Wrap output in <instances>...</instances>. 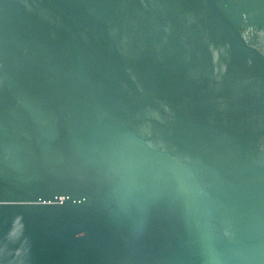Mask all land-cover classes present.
I'll return each instance as SVG.
<instances>
[{
    "label": "water",
    "instance_id": "95a60500",
    "mask_svg": "<svg viewBox=\"0 0 264 264\" xmlns=\"http://www.w3.org/2000/svg\"><path fill=\"white\" fill-rule=\"evenodd\" d=\"M129 157L264 236V0H0V264H193L167 184L113 213Z\"/></svg>",
    "mask_w": 264,
    "mask_h": 264
},
{
    "label": "clouds",
    "instance_id": "9594fccd",
    "mask_svg": "<svg viewBox=\"0 0 264 264\" xmlns=\"http://www.w3.org/2000/svg\"><path fill=\"white\" fill-rule=\"evenodd\" d=\"M162 183L170 187L182 205L192 235L193 264H264V236L245 234L238 228L224 233L209 226L204 190L185 168L135 157L122 160L114 170L107 193L113 213L128 217Z\"/></svg>",
    "mask_w": 264,
    "mask_h": 264
}]
</instances>
